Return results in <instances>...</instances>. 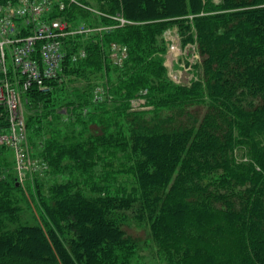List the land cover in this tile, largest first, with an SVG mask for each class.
<instances>
[{
	"label": "trees",
	"instance_id": "trees-1",
	"mask_svg": "<svg viewBox=\"0 0 264 264\" xmlns=\"http://www.w3.org/2000/svg\"><path fill=\"white\" fill-rule=\"evenodd\" d=\"M94 1L140 22L110 34L128 47L130 74L111 92L148 109L121 112L110 132L104 121L86 138H45L42 157L77 181L36 185L35 224L22 223L27 196L0 160V264H130L129 221L178 264H264V0ZM171 25L196 37L199 73L187 83L170 81L160 57Z\"/></svg>",
	"mask_w": 264,
	"mask_h": 264
},
{
	"label": "rangeland",
	"instance_id": "rangeland-1",
	"mask_svg": "<svg viewBox=\"0 0 264 264\" xmlns=\"http://www.w3.org/2000/svg\"><path fill=\"white\" fill-rule=\"evenodd\" d=\"M80 1L97 8L94 0ZM214 1L218 3L220 0ZM68 14H71L76 21L94 22L97 20L79 8L68 11ZM129 22L130 25L140 24L135 21ZM186 37L176 25H171L157 38L158 45L162 41L165 48L160 57L167 76L176 84L187 83L195 79L199 73L196 37L193 35L192 40H187ZM103 40L104 42L99 45L98 39L94 36L78 39L75 47L78 51H84L85 56L71 64L64 63L60 71L61 75L59 74L58 80L48 87L50 88L48 91H43L38 95L19 94L21 113L24 116L26 127L25 139L21 145L20 165L22 169L18 171L14 154L8 146L0 145V160L4 161L5 165L3 176L10 181L14 180L27 196L25 203L19 198V203L23 207L22 223L31 225L38 221L36 206L38 199L34 191L37 184L41 185V191L44 193L51 185L62 183L69 178L77 181L75 170L63 169L60 173V170L51 166L42 157L41 149L46 137L50 135V137L61 138L67 135L79 139L86 138L89 133L88 128L93 127L94 123L100 127L104 121H111L106 131L110 132L115 127L123 126L121 112H134L146 105V98L134 96L129 97L125 102L122 101V96H115L111 92L119 82L129 79L130 74H127V78H123V65L129 62V49L126 45L117 42L113 35H106ZM73 49L71 47L72 51ZM12 72V81H15ZM91 117H95L94 122ZM69 137L66 138L69 139ZM242 155V149L235 150L236 160L242 159ZM64 165L67 163L65 162ZM102 169L103 164L100 161L94 166L95 177L102 175ZM120 177L122 176L119 174L117 180L127 185V188L134 185L132 177L127 179L124 176ZM78 180L80 185L88 190L91 181L83 178ZM96 183L101 182L97 180ZM127 230L137 239L134 252L130 257V264H178L170 259L169 252L167 253L154 243L146 224L129 221Z\"/></svg>",
	"mask_w": 264,
	"mask_h": 264
},
{
	"label": "built area",
	"instance_id": "built-area-1",
	"mask_svg": "<svg viewBox=\"0 0 264 264\" xmlns=\"http://www.w3.org/2000/svg\"><path fill=\"white\" fill-rule=\"evenodd\" d=\"M71 7L97 20L84 22L65 17L63 13ZM127 25L130 22L122 13L107 14L78 0H15L0 4V145L12 150L19 172L26 135L19 94L48 91L61 75L64 63L71 64L85 56L75 47L78 39L94 36L101 45L106 35Z\"/></svg>",
	"mask_w": 264,
	"mask_h": 264
},
{
	"label": "bare ground",
	"instance_id": "bare-ground-1",
	"mask_svg": "<svg viewBox=\"0 0 264 264\" xmlns=\"http://www.w3.org/2000/svg\"><path fill=\"white\" fill-rule=\"evenodd\" d=\"M144 24V23H143ZM149 227V226H148Z\"/></svg>",
	"mask_w": 264,
	"mask_h": 264
}]
</instances>
